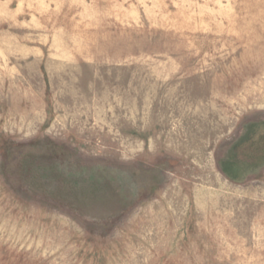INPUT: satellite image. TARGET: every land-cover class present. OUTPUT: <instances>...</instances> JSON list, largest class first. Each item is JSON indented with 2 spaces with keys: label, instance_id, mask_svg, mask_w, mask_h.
I'll return each instance as SVG.
<instances>
[{
  "label": "rangeland",
  "instance_id": "obj_1",
  "mask_svg": "<svg viewBox=\"0 0 264 264\" xmlns=\"http://www.w3.org/2000/svg\"><path fill=\"white\" fill-rule=\"evenodd\" d=\"M0 264H264V0H0Z\"/></svg>",
  "mask_w": 264,
  "mask_h": 264
},
{
  "label": "crops",
  "instance_id": "obj_2",
  "mask_svg": "<svg viewBox=\"0 0 264 264\" xmlns=\"http://www.w3.org/2000/svg\"><path fill=\"white\" fill-rule=\"evenodd\" d=\"M230 173V172H229ZM231 174V173H230Z\"/></svg>",
  "mask_w": 264,
  "mask_h": 264
}]
</instances>
